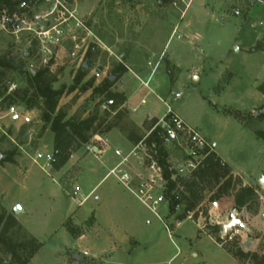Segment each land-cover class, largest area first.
I'll use <instances>...</instances> for the list:
<instances>
[{"label":"rangeland","instance_id":"obj_1","mask_svg":"<svg viewBox=\"0 0 264 264\" xmlns=\"http://www.w3.org/2000/svg\"><path fill=\"white\" fill-rule=\"evenodd\" d=\"M13 4V10L0 12V57L23 64L25 70H48L54 89L65 90L58 110L68 118L98 115L97 125L104 124L93 137L108 140L116 161L134 144L119 128L108 131V126L119 111L135 122L124 104L113 110L106 94L94 93L108 79L114 82L110 90L125 101L126 92L135 93V120L144 121L135 125L144 137L149 131L145 116L160 119L169 106L215 145L235 184L214 200L221 184L204 186V201L192 220L188 214L179 219L166 207L159 210V219L114 178L101 182L111 164L106 156L96 159L86 153V144L64 167H57L56 157L50 166L36 163L37 153L54 154V134L42 119V103L30 110L15 105L31 114L32 123L25 128L11 121L4 99L34 89L25 74L8 72L0 79V89H7L0 99V213L16 218V242L35 239L42 244L29 264H256L255 255L264 258V97L259 91L264 84V0ZM253 46L257 54L248 55L245 50ZM149 62L148 75L153 74L145 88L132 71L143 72ZM244 187L255 189L258 200L237 213L234 195ZM215 200L220 208L210 212ZM233 218L243 226L224 236L223 227ZM66 225L77 228L80 236L74 238ZM0 260L14 264L3 252Z\"/></svg>","mask_w":264,"mask_h":264},{"label":"trees","instance_id":"obj_2","mask_svg":"<svg viewBox=\"0 0 264 264\" xmlns=\"http://www.w3.org/2000/svg\"><path fill=\"white\" fill-rule=\"evenodd\" d=\"M14 0H0V12L6 7L13 10L15 4ZM173 0H158L161 4L172 3ZM19 3V2H18ZM8 72L11 73H23L26 76L27 81L30 82L31 88L34 89L32 94L29 91H18L7 96L3 104L5 109L8 110L11 106H15L20 103L27 107V109H33L39 104H43L44 113L43 121L46 125H50V129L54 134V155L57 161V167H64L72 153L84 144H88L94 134L102 127V124L97 125L98 115H92L84 119L68 118L66 112L58 110V103L61 97L64 95L65 90H56L53 87L55 80L49 76V71L42 69L39 71L25 70L23 64H16L7 58L0 57V79L6 76ZM119 78V77H118ZM116 78L115 81H118ZM0 80V84H2ZM114 85L110 79L105 81V88H95L94 93L97 95L106 94L108 96L107 103L113 108L122 106L125 102L124 96L112 92L110 89ZM259 91L264 95V84L260 86ZM7 92V89L3 92L0 89V99ZM121 99L116 103L117 99ZM264 111V104L261 108ZM260 116L264 117V112ZM116 122L108 126V131L114 127L120 129L121 132L127 135V140L134 145L138 144L144 137L141 134V130L132 122L128 120V113L119 111L116 114ZM158 119H147V129L150 130ZM24 125L23 128H25ZM160 129H157L149 142H154L157 145L161 155L165 158L167 153L160 148L161 138L159 133ZM264 140V135L261 136ZM162 160L164 163L165 160ZM8 159L6 157L4 160ZM165 177L168 180L167 197L170 201L169 213L171 215H178L179 219H183L188 211H195V209L204 201L202 192L204 186L215 185L221 186L218 188V192L215 194L212 200L221 199L223 196L229 194L233 190V177L231 170L227 164L213 153L205 161L203 167H200L191 178L186 181V190L181 192L178 196H172L171 193L175 190L176 184L171 181V174L168 170H165ZM234 184V185H233ZM235 206L234 210L240 213L244 208L251 205L254 201L258 200V195L255 189L250 187L240 188L234 195ZM180 205L184 207L182 214H178L176 207ZM18 222L16 218L7 214L6 212L0 213V252L5 255H9L12 258L14 264H29L31 259L41 250L42 244L35 239L29 242H16L13 237L14 230L17 228ZM67 231L74 237L80 236L79 230L70 225H66ZM241 257H245L240 255ZM256 264H264V258H258L257 255L253 257ZM3 260H0L2 264Z\"/></svg>","mask_w":264,"mask_h":264},{"label":"built area","instance_id":"obj_3","mask_svg":"<svg viewBox=\"0 0 264 264\" xmlns=\"http://www.w3.org/2000/svg\"><path fill=\"white\" fill-rule=\"evenodd\" d=\"M235 14L239 15V12L236 11ZM144 86L149 88L148 83H145ZM142 103L145 101L143 100ZM7 115L13 123H22L23 125L32 123L30 112H25L17 106H11L7 110ZM157 129L161 130L159 133L162 141L160 148L168 154L165 158L161 155L156 143L149 142ZM85 151L96 159H101L111 151V146L107 139L95 136L91 142L86 144ZM213 153H216L215 145L202 136L196 128L183 121L168 106L166 115L158 119L145 137L138 144L132 146V149L120 160L116 161L108 170L104 180L114 178L161 219L159 210L166 207L169 212L170 206L167 197L169 182L165 177V170L170 172L171 181L176 184L171 195L178 196L181 192H185L187 179L191 178L200 167H203L205 161ZM118 154L123 155L122 151H118ZM163 158L164 163L162 162ZM35 162L50 166L55 162V156L51 153H37ZM182 208L184 207L178 205L176 211H180ZM219 208V201L215 200L210 203V212L218 211ZM194 213L195 211H188L186 218L192 220ZM180 224L178 222V225ZM165 227L170 231L168 225Z\"/></svg>","mask_w":264,"mask_h":264},{"label":"crops","instance_id":"obj_4","mask_svg":"<svg viewBox=\"0 0 264 264\" xmlns=\"http://www.w3.org/2000/svg\"><path fill=\"white\" fill-rule=\"evenodd\" d=\"M260 37V36H259ZM259 37H257L256 39H257V41L259 42L260 40H259ZM169 42H170V40L168 41V43L166 44V46H165V49L168 47V45H169ZM237 50V52H240V49H236ZM245 52L246 53H248V55H250V54H257V50H255L254 49V46L252 47V48H250V49H247V50H245ZM163 54H164V51L162 52V54L160 55L161 57H163ZM151 61H153V60H151ZM169 61L173 64V66L174 67H176V68H178V66L174 63V62H172L170 59H169ZM159 65L160 64H158L157 65V68H159ZM152 66V62L150 63H148L147 64V67L145 66V70H143V72L141 71V68H140V70H138V72L137 71H132L134 74H135V76H137L140 80H141V84L143 85V87H145L144 86V84L145 83H148L149 84V82H150V79L152 78V74H150V75H148L149 74V70H151V67ZM154 72V71H153ZM139 73L142 75H139ZM146 73V74H145ZM143 74H145V75H143ZM142 77L144 78V77H146V79H142ZM195 79H198V76H196L195 75V77H194ZM126 86L125 85H123L122 86V92L123 93H125L127 90H126ZM146 88V87H145ZM134 94L135 93H133L132 94V92L131 93H127L126 92V101H125V103H124V107H126L128 110H129V112H130V114H131V116H132V120L135 122V124L136 125H138V126H140L141 124H138L137 123V121L135 120V115H136V113H137V108L136 107H134L133 106V96H134ZM263 97H264V95H263ZM144 100V99H143ZM142 100V101H143ZM141 104L142 105H144V104H146V103H142L141 102ZM174 112V111H173ZM128 113V112H127ZM175 113V112H174ZM176 114V113H175ZM176 115H178V114H176ZM179 116V115H178ZM180 117V116H179ZM148 118H150V119H153V118H158V117H156V116H154V115H150L149 113L145 116V118H144V120L146 119H148ZM181 118V117H180ZM182 119V118H181ZM183 120V119H182ZM184 121V120H183ZM106 157H108V163H110L111 164V167L116 163V159H114L112 156H110V154L108 153V154H106L105 155ZM219 158H220V156H219ZM222 159V158H221ZM223 161H225V160H223ZM225 163H227L226 161H225ZM228 164V163H227ZM231 167V166H230ZM232 168V167H231ZM233 169V168H232ZM233 172H235L234 171V169H233ZM106 176V175H105ZM105 176H104V178H105ZM104 178L102 179V181L101 182H103L104 181ZM95 190H96V187L95 188H93L90 192H89V194L87 195V196H90V195H93L94 194V192H95ZM101 201V199L99 198V197H97V198H95V202H97V203H99ZM224 226H226V225H224Z\"/></svg>","mask_w":264,"mask_h":264},{"label":"water","instance_id":"obj_5","mask_svg":"<svg viewBox=\"0 0 264 264\" xmlns=\"http://www.w3.org/2000/svg\"><path fill=\"white\" fill-rule=\"evenodd\" d=\"M261 185L264 187V179L261 180ZM243 226V224L241 223V221L237 220V219H233L230 224L224 226L223 228V234L226 235L229 231H231L233 229L234 226Z\"/></svg>","mask_w":264,"mask_h":264}]
</instances>
